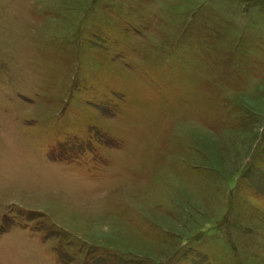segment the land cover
<instances>
[{
  "label": "rangeland",
  "instance_id": "obj_1",
  "mask_svg": "<svg viewBox=\"0 0 264 264\" xmlns=\"http://www.w3.org/2000/svg\"><path fill=\"white\" fill-rule=\"evenodd\" d=\"M0 264H264V0H0Z\"/></svg>",
  "mask_w": 264,
  "mask_h": 264
}]
</instances>
